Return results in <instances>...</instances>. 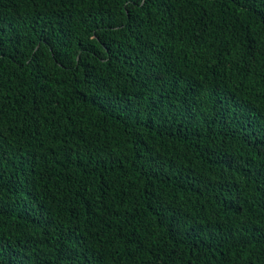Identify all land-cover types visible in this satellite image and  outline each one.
I'll use <instances>...</instances> for the list:
<instances>
[{"label":"trees","instance_id":"trees-1","mask_svg":"<svg viewBox=\"0 0 264 264\" xmlns=\"http://www.w3.org/2000/svg\"><path fill=\"white\" fill-rule=\"evenodd\" d=\"M0 264H264V0H0Z\"/></svg>","mask_w":264,"mask_h":264}]
</instances>
